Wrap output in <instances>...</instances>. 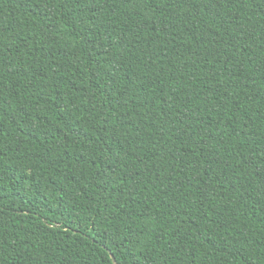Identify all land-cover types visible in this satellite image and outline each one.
<instances>
[{
  "label": "trees",
  "instance_id": "1",
  "mask_svg": "<svg viewBox=\"0 0 264 264\" xmlns=\"http://www.w3.org/2000/svg\"><path fill=\"white\" fill-rule=\"evenodd\" d=\"M264 264V0H0V264Z\"/></svg>",
  "mask_w": 264,
  "mask_h": 264
},
{
  "label": "water",
  "instance_id": "2",
  "mask_svg": "<svg viewBox=\"0 0 264 264\" xmlns=\"http://www.w3.org/2000/svg\"><path fill=\"white\" fill-rule=\"evenodd\" d=\"M108 253L110 254V257H111V260H112V262H113V264H116V262H115V259H114V257H113V255L108 251Z\"/></svg>",
  "mask_w": 264,
  "mask_h": 264
}]
</instances>
